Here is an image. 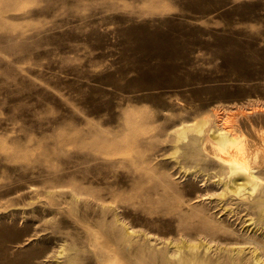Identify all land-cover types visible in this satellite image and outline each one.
<instances>
[{"label": "rangeland", "instance_id": "obj_1", "mask_svg": "<svg viewBox=\"0 0 264 264\" xmlns=\"http://www.w3.org/2000/svg\"><path fill=\"white\" fill-rule=\"evenodd\" d=\"M222 136L264 151V0H0V264H264V169H225ZM106 175L139 223L217 229L110 239L108 204L75 196Z\"/></svg>", "mask_w": 264, "mask_h": 264}, {"label": "bare ground", "instance_id": "obj_2", "mask_svg": "<svg viewBox=\"0 0 264 264\" xmlns=\"http://www.w3.org/2000/svg\"><path fill=\"white\" fill-rule=\"evenodd\" d=\"M226 39L228 41H230V43L235 47V49L237 51L235 54H239L240 50H239V46H238V39L235 37H229V38L228 37H221L219 42H223ZM183 56H179L177 59L181 60V58ZM256 57L258 59H262L263 58L262 53L257 55ZM145 71L146 70L144 69V73H145ZM140 72H142V70H140ZM164 73H165V68H163V67H159L158 69L156 68V74L158 76H162V75H164ZM176 73L179 74L180 72H176ZM189 76H192V75L190 74ZM181 77L184 78V76H181ZM181 77L179 76V80L183 79ZM201 81L204 83L206 81V79L201 78ZM188 89L190 91L189 94L184 95L182 98V100L184 102H187V103L191 101L190 98L196 99L200 95L205 94L204 89L198 88L195 84H189ZM215 138H217V137H215ZM221 140L226 143V147H225L224 151L219 153V158L226 165L225 169H227L231 172H234V173H239V174L247 172L250 176L258 179L257 172L264 169V162L260 161V154L264 151H262L260 149V147H259L260 145H255L254 149H252V148L245 146V145H241V146L230 145V144H228L227 137H224V136L221 137ZM105 177L108 180V183H107L108 189H97V188L89 187L88 189H82L81 191H77L75 196L85 195L86 196V200H85L86 203H92V205H100L103 208L105 207L104 204H108V206L106 208L107 214L111 213L115 217V222H113V224H111V225L109 224L111 231H110V236L108 238H110V239L116 240V238L119 237L118 241H120L121 243H125V238H124L125 235L123 234L122 229H124L126 233H129L128 231L130 229H132V231H133V230H135V228H138V227H141V232L144 236H148L149 234H153L154 236L155 235L160 236V238H162V239H169V238H171V237H168L170 235L171 236L179 235L182 238L187 239L188 236H191L194 233L199 235V234H202L203 232H205V230H210V229L216 230L217 229L214 227H212L210 229H204V227H203V228L195 229L196 232H194L193 227L195 225L193 226L190 223L191 218L188 219L189 217H187L186 215L184 217H182L183 215H181V217H176L177 215L176 216L167 215V216H165L167 218L162 217V218H159L157 220H154V222H152V223H150L148 220L144 221V219H143V222L139 223L140 220H137L135 218V216L132 215V213H129L130 209L127 208L129 201H128V199H126V194L135 195L137 192L135 193L134 189H132V188L129 190L128 189H122V190L120 189L119 190L117 186H116L117 188L114 189L113 182H115V181L110 180V177H108L107 175ZM91 180H93V177L87 176L86 178H84V180H82L83 182L80 184L89 185ZM125 185H126V183H125ZM123 187H124V185H123ZM125 187H128V186H125ZM109 204H111V205H109ZM162 216H163V214H162ZM205 227H207V226H205ZM220 232L222 234L227 233L224 231V229L221 230ZM96 234H97V232H96ZM103 238H105V237H103ZM172 241H173V239H172ZM188 241H192V240H188ZM209 242H217V246L219 248H220V244L222 243V242H220V237L217 238L216 235H213L211 237V239L209 240ZM240 244L241 243L238 241L228 242L225 244L226 248H224V251H227V252L232 251L234 249H231L229 247L234 246V245H240ZM255 248L258 249V248H260V246H256ZM103 249H104V246H103ZM218 249H217V251H218ZM234 251H236V250H234ZM135 256H136L135 251H132L129 248H125V250L123 252H117V251H113L112 249H110V247L107 246L105 249V253L102 256V259H103L102 261H104L105 263H102V264H130V260H132ZM83 260L84 261H82L81 264H92V263L86 262L85 259H83ZM156 263L157 264H163V261L158 259V261ZM178 264H243V263H242L240 258L232 257V258H230L229 262H225L224 260L223 261L222 260L221 261L220 260L211 261V260H206L203 258L202 261L183 260L181 263H178Z\"/></svg>", "mask_w": 264, "mask_h": 264}]
</instances>
